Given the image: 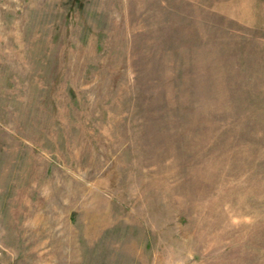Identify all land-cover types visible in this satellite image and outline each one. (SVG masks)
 <instances>
[{
    "label": "rangeland",
    "instance_id": "rangeland-1",
    "mask_svg": "<svg viewBox=\"0 0 264 264\" xmlns=\"http://www.w3.org/2000/svg\"><path fill=\"white\" fill-rule=\"evenodd\" d=\"M0 264H264V0H0Z\"/></svg>",
    "mask_w": 264,
    "mask_h": 264
}]
</instances>
